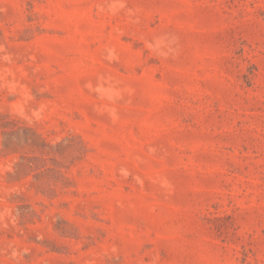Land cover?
Masks as SVG:
<instances>
[{"label":"rangeland","instance_id":"obj_1","mask_svg":"<svg viewBox=\"0 0 264 264\" xmlns=\"http://www.w3.org/2000/svg\"><path fill=\"white\" fill-rule=\"evenodd\" d=\"M0 264H264V0H0Z\"/></svg>","mask_w":264,"mask_h":264}]
</instances>
